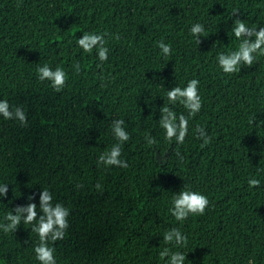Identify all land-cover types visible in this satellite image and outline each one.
I'll use <instances>...</instances> for the list:
<instances>
[{
	"label": "trees",
	"instance_id": "trees-1",
	"mask_svg": "<svg viewBox=\"0 0 264 264\" xmlns=\"http://www.w3.org/2000/svg\"><path fill=\"white\" fill-rule=\"evenodd\" d=\"M236 18L264 27V0H0V100L27 116L21 126L0 115V185L9 188L0 223L29 195L39 214L46 188L70 212L65 237L49 241L56 264H167L165 248L185 264H264V56L233 74L217 61L241 43L231 33ZM196 23L200 44L190 32ZM85 32L106 34L107 61L79 47ZM44 64L66 73L60 92L38 79ZM192 79L202 100L195 116L167 100ZM164 104L188 118L183 144L165 139ZM118 119L130 137L120 157L128 167L98 165L119 143L111 131ZM197 125L211 137L203 148ZM253 178L260 185L250 188ZM185 185L209 205L177 221L172 197ZM32 227L0 229V264H40ZM172 228L186 245L164 242Z\"/></svg>",
	"mask_w": 264,
	"mask_h": 264
},
{
	"label": "clouds",
	"instance_id": "clouds-1",
	"mask_svg": "<svg viewBox=\"0 0 264 264\" xmlns=\"http://www.w3.org/2000/svg\"><path fill=\"white\" fill-rule=\"evenodd\" d=\"M237 12H234L235 15ZM191 35L197 38V43H201L200 37L204 32V26L200 23L193 24L190 29ZM231 33L241 40L236 51H231L228 54L221 53L217 56L219 67L226 74H233L240 70V65L244 64L248 67L253 65L256 56H264V27L249 28L246 23L236 18L231 27ZM106 34L83 33L82 38L78 39V45L85 52L91 53L94 48L97 49L98 59L102 63L108 60L109 49L105 47L104 36ZM119 39V37H117ZM158 47L161 49L164 56H169L172 52L171 45L165 44L162 40L158 42ZM100 65H98L99 67ZM76 73L80 72V64H74ZM37 76L40 81H50V86L60 92L67 80L64 70L57 66L55 70L47 64L37 66ZM199 80L192 79L188 81L187 86L181 88L173 87L167 91V100L172 104L179 102L188 111L189 116H195L202 108V100L199 95L198 86ZM161 118L159 120L160 127L165 132V139L168 141L175 140L177 144H183L188 134V118L181 114L177 117L176 113L164 104L160 108ZM0 115L5 120H18L21 126H27V116L24 110L16 106L10 110V105L7 100H0ZM125 121L123 119L113 120L111 131L119 143L111 146L110 150L105 151L98 158V165L116 166L127 168L126 160H121V145L130 139L128 132L124 128ZM197 138L203 143L201 148L211 143V137L207 134L204 127L197 125L195 130ZM149 145H155L156 140L149 136L145 137ZM177 155L179 153L177 152ZM182 158V157H181ZM166 157L162 160L164 163ZM250 188H255L260 185L258 179H250L248 181ZM102 191L101 185L98 183L95 186ZM9 188L7 184L0 185V197L6 198ZM39 214L37 204L32 202L35 200L34 195H29V203L27 205H17L12 211H9L5 216L8 223H0V229L5 233L16 231L23 221L24 224L33 225L31 231L38 234L39 243L35 246V258L40 264H56L54 256L55 249L49 247V241L55 243L65 237L66 230L69 227L68 217L69 210L60 203H53V196L48 189H43L40 194ZM209 205V200L206 195L190 190L185 185L183 189L173 195L171 214L177 221L186 220L189 215H203ZM165 243L175 242L178 246L187 244V237L181 233L178 228H172L166 231L163 235ZM160 257L168 258L167 264H185L186 257L181 252L170 253L168 248L160 252ZM248 264H255L253 259L248 260Z\"/></svg>",
	"mask_w": 264,
	"mask_h": 264
}]
</instances>
